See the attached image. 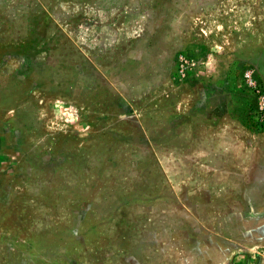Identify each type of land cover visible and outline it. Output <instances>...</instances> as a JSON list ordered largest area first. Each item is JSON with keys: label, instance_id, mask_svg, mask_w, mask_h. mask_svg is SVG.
I'll return each mask as SVG.
<instances>
[{"label": "rangeland", "instance_id": "1", "mask_svg": "<svg viewBox=\"0 0 264 264\" xmlns=\"http://www.w3.org/2000/svg\"><path fill=\"white\" fill-rule=\"evenodd\" d=\"M0 264H264V0H0Z\"/></svg>", "mask_w": 264, "mask_h": 264}]
</instances>
